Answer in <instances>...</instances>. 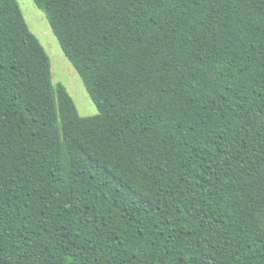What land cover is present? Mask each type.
Wrapping results in <instances>:
<instances>
[{"label":"trees","instance_id":"trees-1","mask_svg":"<svg viewBox=\"0 0 264 264\" xmlns=\"http://www.w3.org/2000/svg\"><path fill=\"white\" fill-rule=\"evenodd\" d=\"M0 0V264H264V0Z\"/></svg>","mask_w":264,"mask_h":264},{"label":"rangeland","instance_id":"rangeland-1","mask_svg":"<svg viewBox=\"0 0 264 264\" xmlns=\"http://www.w3.org/2000/svg\"><path fill=\"white\" fill-rule=\"evenodd\" d=\"M18 2L31 31L40 40L51 59L54 84L67 88L82 117L98 115L96 105L88 94L80 75L65 56L44 12L33 0H18Z\"/></svg>","mask_w":264,"mask_h":264}]
</instances>
